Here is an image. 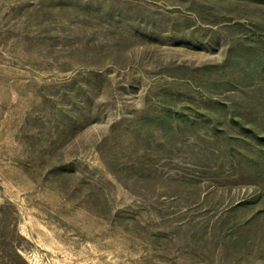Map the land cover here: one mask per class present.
Segmentation results:
<instances>
[{
  "label": "rangeland",
  "instance_id": "1",
  "mask_svg": "<svg viewBox=\"0 0 264 264\" xmlns=\"http://www.w3.org/2000/svg\"><path fill=\"white\" fill-rule=\"evenodd\" d=\"M0 264H264V0H0Z\"/></svg>",
  "mask_w": 264,
  "mask_h": 264
}]
</instances>
